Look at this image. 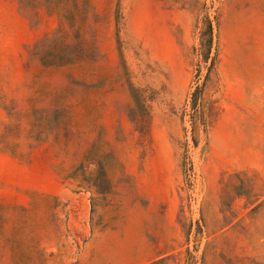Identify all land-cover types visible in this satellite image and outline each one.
Instances as JSON below:
<instances>
[{"label":"rangeland","instance_id":"374dc122","mask_svg":"<svg viewBox=\"0 0 264 264\" xmlns=\"http://www.w3.org/2000/svg\"><path fill=\"white\" fill-rule=\"evenodd\" d=\"M0 264H264V0H0Z\"/></svg>","mask_w":264,"mask_h":264},{"label":"trees","instance_id":"16d2710c","mask_svg":"<svg viewBox=\"0 0 264 264\" xmlns=\"http://www.w3.org/2000/svg\"><path fill=\"white\" fill-rule=\"evenodd\" d=\"M211 23L206 15H204L200 21L198 28V47L194 50L196 58V66L200 63H206L208 60L209 49L211 46ZM191 106L195 103V95L192 94ZM191 128L194 130V121L191 120ZM194 143V140H192Z\"/></svg>","mask_w":264,"mask_h":264}]
</instances>
